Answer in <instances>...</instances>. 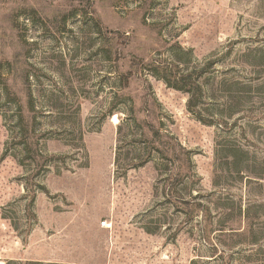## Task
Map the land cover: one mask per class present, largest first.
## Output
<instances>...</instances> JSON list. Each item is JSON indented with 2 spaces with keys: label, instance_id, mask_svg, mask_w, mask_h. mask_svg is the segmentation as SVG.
Masks as SVG:
<instances>
[{
  "label": "rangeland",
  "instance_id": "374dc122",
  "mask_svg": "<svg viewBox=\"0 0 264 264\" xmlns=\"http://www.w3.org/2000/svg\"><path fill=\"white\" fill-rule=\"evenodd\" d=\"M0 264H264V0H0Z\"/></svg>",
  "mask_w": 264,
  "mask_h": 264
},
{
  "label": "bare ground",
  "instance_id": "6f19581e",
  "mask_svg": "<svg viewBox=\"0 0 264 264\" xmlns=\"http://www.w3.org/2000/svg\"><path fill=\"white\" fill-rule=\"evenodd\" d=\"M113 121L116 122V118L115 117L113 118Z\"/></svg>",
  "mask_w": 264,
  "mask_h": 264
}]
</instances>
